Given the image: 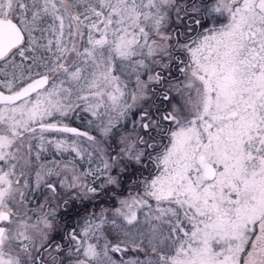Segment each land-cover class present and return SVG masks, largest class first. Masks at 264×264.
I'll use <instances>...</instances> for the list:
<instances>
[{
  "label": "snow or ice",
  "instance_id": "1",
  "mask_svg": "<svg viewBox=\"0 0 264 264\" xmlns=\"http://www.w3.org/2000/svg\"><path fill=\"white\" fill-rule=\"evenodd\" d=\"M0 264H264V0H0Z\"/></svg>",
  "mask_w": 264,
  "mask_h": 264
}]
</instances>
